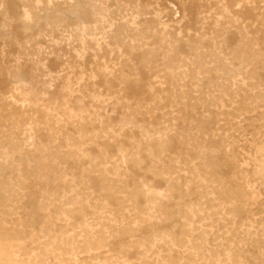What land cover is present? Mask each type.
I'll use <instances>...</instances> for the list:
<instances>
[{
	"label": "rangeland",
	"instance_id": "1",
	"mask_svg": "<svg viewBox=\"0 0 264 264\" xmlns=\"http://www.w3.org/2000/svg\"><path fill=\"white\" fill-rule=\"evenodd\" d=\"M23 1L0 0V264H264V0Z\"/></svg>",
	"mask_w": 264,
	"mask_h": 264
},
{
	"label": "bare ground",
	"instance_id": "2",
	"mask_svg": "<svg viewBox=\"0 0 264 264\" xmlns=\"http://www.w3.org/2000/svg\"><path fill=\"white\" fill-rule=\"evenodd\" d=\"M62 1L63 0H25V1H23V6H24V8H25V15H24V17L25 18H28V19H34V20H38V19H43V18H47L49 15H50V13L51 12H54V11H57V10H62V11H67V10H69V8L70 7H72V6H65V5H63V3H62ZM238 3H240V2H238ZM74 6V5H73ZM236 6V5H235ZM133 10V9H132ZM106 11V14H109L108 13V11L107 10H105ZM96 16V15H95ZM139 16V15H138ZM38 23V22H37ZM64 34V33H63ZM62 34V35H63ZM63 38V37H62ZM49 45V44H48ZM243 48H245V47H243ZM68 49V48H67ZM40 50V49H39ZM38 49H36L35 48V46L33 47V46H30V47H28V48H26L25 50H24V56L27 58V59H35V57H37V55L40 53V51H39ZM245 50V49H244ZM242 51V50H241ZM222 53V52H221ZM242 53H243V51H242ZM258 55V54H257ZM259 57H261V56H259ZM243 58V57H242ZM241 58V59H242ZM264 58V57H263ZM241 59H240V62H241ZM262 59V58H261ZM261 59H260V61H261ZM264 60V59H263ZM237 61V60H236ZM243 62H244V59H243ZM246 64V63H245ZM241 65V64H240ZM244 67V66H243ZM243 67H241V68H243ZM253 75V74H252ZM239 76V75H238ZM230 77V76H229ZM232 77H233V75H232ZM229 79V78H228ZM236 80V79H235ZM231 81V80H230ZM229 81V82H230ZM233 81V80H232ZM231 81V82H232ZM234 83V82H233ZM231 84V83H230ZM222 86V85H221ZM225 91H227V90H225ZM226 93V92H225ZM227 94H229V93H227ZM215 98V97H214ZM29 100V99H28ZM64 104V103H63ZM101 104V103H100ZM79 106V105H78ZM66 107V106H65ZM75 107V106H74ZM213 107V106H212ZM60 111V110H59ZM71 114V113H70ZM50 115V114H49ZM225 115V114H224ZM88 119V118H87ZM32 120V119H31ZM72 120V119H71ZM73 122V121H72ZM75 122V121H74ZM35 130V129H34ZM220 130V129H219ZM219 135V134H218ZM216 137H218L217 135H215ZM220 136V135H219ZM224 137H227V136H224ZM228 138V137H227ZM224 143V142H223ZM76 145V144H75ZM80 145V144H79ZM224 145V144H223ZM227 145V144H226ZM72 146V145H71ZM41 149H42V147H41ZM228 150V149H227ZM52 154V153H51ZM53 157V156H52ZM5 158V157H4ZM54 158V157H53ZM58 159V158H57ZM233 159V158H232ZM229 162V161H228ZM228 164V163H227ZM257 164V163H256ZM261 164H263V163H261ZM233 165V164H232ZM235 165V164H234ZM47 166H49V165H47ZM228 166V165H227ZM231 167V166H230ZM236 167V166H235ZM48 168V167H47ZM229 168V167H228ZM236 168H238V167H236ZM257 168V167H256ZM230 169V168H229ZM231 170V169H230ZM229 170V171H230ZM233 170V169H232ZM259 170V169H258ZM235 171H237L236 169L234 170V172ZM257 173H258V171H257ZM263 173V172H262ZM260 174V173H259ZM229 175V174H228ZM233 175V174H232ZM241 175V174H240ZM239 176V175H238ZM234 177V176H233ZM232 177V178H233ZM229 178H231V176L229 177ZM238 178V177H237ZM237 182H239L240 180L238 179V180H236ZM235 181V182H236ZM242 181V180H241ZM233 182H234V180H233ZM242 183V182H241ZM237 184V183H236ZM235 185V184H234ZM237 185H239L240 186V184H237ZM236 186V185H235ZM235 188V187H234ZM236 188H237V186H236ZM240 188V187H239ZM234 192H235V190H234ZM146 193V192H145ZM10 194V193H9ZM147 194V193H146ZM157 196L155 195V198H156ZM149 199V198H148ZM156 199H160V198H156ZM230 199H232V198H230ZM154 200V199H153ZM51 202V201H50ZM156 202H154L153 203V205H156V206H158V204H155ZM243 205H244V203H243ZM242 205V206H243ZM63 206H65V205H63ZM244 206H246V205H244ZM157 208V207H156ZM155 207H153V209H156ZM242 208V207H241ZM245 208V207H244ZM66 209V208H65ZM237 210V209H236ZM242 210V209H241ZM157 212H159V209L157 208V210H156ZM155 212V211H154ZM64 214H66V212H64ZM68 214H70V213H68ZM67 214V215H68ZM154 215V214H153ZM226 219V218H225ZM228 221V220H227ZM228 223H230V222H228Z\"/></svg>",
	"mask_w": 264,
	"mask_h": 264
}]
</instances>
